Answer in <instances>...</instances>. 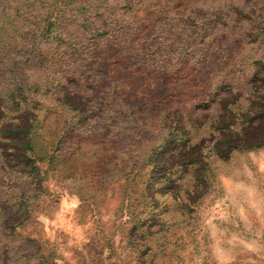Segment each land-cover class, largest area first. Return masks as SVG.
Instances as JSON below:
<instances>
[{"label":"rangeland","instance_id":"obj_1","mask_svg":"<svg viewBox=\"0 0 264 264\" xmlns=\"http://www.w3.org/2000/svg\"><path fill=\"white\" fill-rule=\"evenodd\" d=\"M30 1L63 15L0 38V264H264V0Z\"/></svg>","mask_w":264,"mask_h":264},{"label":"trees","instance_id":"obj_2","mask_svg":"<svg viewBox=\"0 0 264 264\" xmlns=\"http://www.w3.org/2000/svg\"><path fill=\"white\" fill-rule=\"evenodd\" d=\"M8 1L9 4L19 5L18 9H15L12 13H8L6 8L1 7L2 3ZM35 1V0H32ZM38 2H46L47 4L52 3L50 0H36ZM17 3V4H16ZM32 3L30 0H0V38L12 37L13 35L17 37L20 41H26V39L31 35L37 34H44L47 30L51 27V30H55L56 33L59 34L57 31V24L60 22V19L63 15V12L59 13V11H53V9H46L44 12L35 13V10L32 11L31 6ZM35 3V2H34ZM162 0H142L141 7L136 8L135 10L138 11L142 8H149L152 6L151 9H157L162 4ZM163 6V5H162ZM138 9V10H137ZM159 11V10H158ZM141 12V11H139ZM9 27V30L7 29ZM8 30V31H7ZM60 35V34H59ZM235 147V146H234ZM197 163L196 161L189 160L188 162H181L178 163L181 168L177 169L178 171L181 170H188L186 165ZM183 184V183H182ZM189 185H185V191L192 192L193 189H189ZM194 188V187H193Z\"/></svg>","mask_w":264,"mask_h":264}]
</instances>
